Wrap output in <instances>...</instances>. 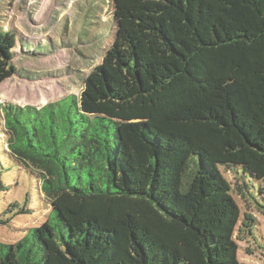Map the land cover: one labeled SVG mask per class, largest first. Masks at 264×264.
I'll list each match as a JSON object with an SVG mask.
<instances>
[{
    "label": "trees",
    "instance_id": "16d2710c",
    "mask_svg": "<svg viewBox=\"0 0 264 264\" xmlns=\"http://www.w3.org/2000/svg\"><path fill=\"white\" fill-rule=\"evenodd\" d=\"M109 1L115 44L79 95L0 104V192L2 160L49 210L0 264H241L221 169L252 198L264 181V0ZM16 36L0 27V85Z\"/></svg>",
    "mask_w": 264,
    "mask_h": 264
},
{
    "label": "rangeland",
    "instance_id": "374dc122",
    "mask_svg": "<svg viewBox=\"0 0 264 264\" xmlns=\"http://www.w3.org/2000/svg\"><path fill=\"white\" fill-rule=\"evenodd\" d=\"M0 27L17 35L12 60L16 72L0 85V104L19 107L40 108L79 95L84 80L115 44L109 0H0ZM1 162L10 171L1 176L8 190L0 192V218L11 220L0 225V244L10 245L42 225L49 210L38 196V183ZM221 171L240 209L234 233L238 260L241 264H264V208L256 203L264 205V181L247 179L252 198L237 174ZM26 194L29 212L3 215L10 204L21 207Z\"/></svg>",
    "mask_w": 264,
    "mask_h": 264
}]
</instances>
